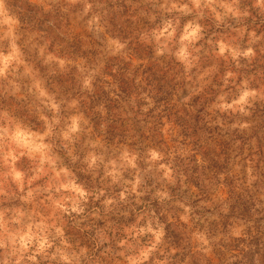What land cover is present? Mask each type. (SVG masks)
Instances as JSON below:
<instances>
[{"label": "clouds", "instance_id": "obj_1", "mask_svg": "<svg viewBox=\"0 0 264 264\" xmlns=\"http://www.w3.org/2000/svg\"><path fill=\"white\" fill-rule=\"evenodd\" d=\"M0 264H264V0H0Z\"/></svg>", "mask_w": 264, "mask_h": 264}]
</instances>
